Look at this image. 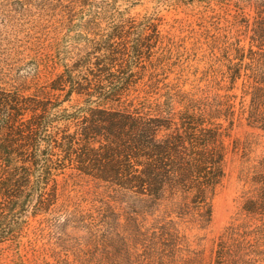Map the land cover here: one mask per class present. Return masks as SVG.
Wrapping results in <instances>:
<instances>
[{"label":"trees","instance_id":"trees-1","mask_svg":"<svg viewBox=\"0 0 264 264\" xmlns=\"http://www.w3.org/2000/svg\"><path fill=\"white\" fill-rule=\"evenodd\" d=\"M236 4L231 19L223 14L226 35L214 27L221 37L212 53L225 55L204 87L169 79L174 43L165 44L149 17L113 16L93 39L99 28L88 21L78 34L84 47L45 83L36 73H2L0 245L37 236L75 172L123 195L121 215L110 204L93 207L102 225L124 217L123 241L139 264L202 263L182 226L211 223L233 130L245 122L264 132V0ZM160 45L170 52L159 53ZM252 169L240 214L219 236L212 264H264V154ZM64 201L73 205L70 196Z\"/></svg>","mask_w":264,"mask_h":264},{"label":"rangeland","instance_id":"rangeland-1","mask_svg":"<svg viewBox=\"0 0 264 264\" xmlns=\"http://www.w3.org/2000/svg\"><path fill=\"white\" fill-rule=\"evenodd\" d=\"M91 2L94 7L81 0H0V79L5 72H10L14 78L36 73L45 83L63 71L77 48L84 47L78 34L83 32L88 21L95 20L99 28L91 34L93 39L94 35L108 30L111 26L108 20L113 16L119 19L149 17L158 24L165 44L174 43L170 49L173 64L168 63L173 71L169 79L188 80L185 89L204 87L208 75L216 73L224 59V51L212 53L216 46L214 38L221 37V33L225 36V29H229L230 24L223 20V14L229 13L231 19L239 7L237 0ZM244 21L241 17L240 22ZM217 26L224 31H215ZM167 49L169 51L160 45L157 51L161 53ZM57 62H61L60 65L56 66ZM228 144L226 177L213 198L211 223L203 230L182 226L189 237L190 249L198 252L201 264H212L219 236L240 214L251 187L252 167L264 154V132L242 122L233 130ZM66 178L69 187L59 202L61 208L49 216L37 236L33 233L23 238L24 245L1 244L0 264H21V258L24 264H139L136 254H130L123 241V234L127 235L122 226L124 217L119 222L102 225L108 223H104L105 218L93 207V204H110L115 213L121 215L126 207L122 203L123 195L75 172L68 173ZM67 196L73 202V205L66 203L71 206L68 215L64 211ZM76 203H80V214L75 210ZM32 226L39 227V222L33 221ZM137 253L142 254V251Z\"/></svg>","mask_w":264,"mask_h":264}]
</instances>
